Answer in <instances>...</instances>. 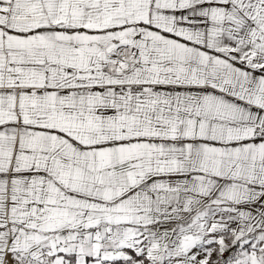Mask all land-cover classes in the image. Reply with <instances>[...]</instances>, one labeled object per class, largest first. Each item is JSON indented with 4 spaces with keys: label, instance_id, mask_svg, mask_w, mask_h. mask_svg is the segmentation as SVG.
Masks as SVG:
<instances>
[{
    "label": "snow or ice",
    "instance_id": "6c2138e0",
    "mask_svg": "<svg viewBox=\"0 0 264 264\" xmlns=\"http://www.w3.org/2000/svg\"><path fill=\"white\" fill-rule=\"evenodd\" d=\"M0 264H264V0H0Z\"/></svg>",
    "mask_w": 264,
    "mask_h": 264
}]
</instances>
